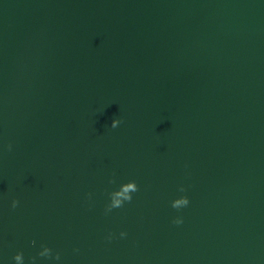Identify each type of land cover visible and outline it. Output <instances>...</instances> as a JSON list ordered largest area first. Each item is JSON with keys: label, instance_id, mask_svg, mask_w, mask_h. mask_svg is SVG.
<instances>
[{"label": "water", "instance_id": "obj_1", "mask_svg": "<svg viewBox=\"0 0 264 264\" xmlns=\"http://www.w3.org/2000/svg\"><path fill=\"white\" fill-rule=\"evenodd\" d=\"M0 264H264V0H0Z\"/></svg>", "mask_w": 264, "mask_h": 264}, {"label": "clouds", "instance_id": "obj_2", "mask_svg": "<svg viewBox=\"0 0 264 264\" xmlns=\"http://www.w3.org/2000/svg\"><path fill=\"white\" fill-rule=\"evenodd\" d=\"M121 123L120 120L114 119L112 121V128H116L119 124ZM12 145L9 144L8 145V150L11 151ZM110 182H114V181H110ZM185 189L183 187H181L180 191H184ZM132 191V192H137L138 191V187L135 184V182L132 183H128L122 186V190L115 192L113 194V200L110 206H108L107 211H111V209L113 208H120L123 206L122 201L120 199H117L116 197H123V200L131 202L132 200V196L128 195V193ZM19 204L18 200H13L12 201V207L16 208ZM180 204H184V205H188L189 204V199L186 196H183L180 200L175 201V203L172 205L174 208L179 206ZM175 224H180L182 223L181 219H176L173 221ZM120 235L123 237L126 235V233L121 232ZM35 243V241H33V244ZM45 252H48V249H45ZM21 255L22 254H17L14 259L15 260H20L21 259ZM38 255H44L43 253H39ZM34 259V258H33ZM55 259L59 260L60 259V255L59 253L56 254Z\"/></svg>", "mask_w": 264, "mask_h": 264}]
</instances>
